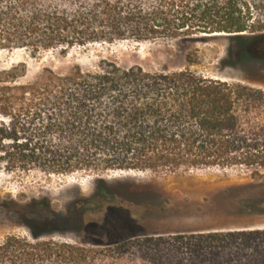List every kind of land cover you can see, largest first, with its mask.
Wrapping results in <instances>:
<instances>
[{
    "label": "trees",
    "instance_id": "trees-1",
    "mask_svg": "<svg viewBox=\"0 0 264 264\" xmlns=\"http://www.w3.org/2000/svg\"><path fill=\"white\" fill-rule=\"evenodd\" d=\"M214 40L225 45L218 67L239 78L192 70L198 54L191 48L187 66L172 71L109 59L44 68L33 78L24 64L0 70V172L217 170L264 178V90L254 86L264 70V0H0V51ZM105 178L93 181L91 206L98 207V192L124 186L116 181L135 180ZM27 213L28 235L0 240V264H264V228L95 245L55 238L80 231L83 220Z\"/></svg>",
    "mask_w": 264,
    "mask_h": 264
},
{
    "label": "rangeland",
    "instance_id": "rangeland-1",
    "mask_svg": "<svg viewBox=\"0 0 264 264\" xmlns=\"http://www.w3.org/2000/svg\"><path fill=\"white\" fill-rule=\"evenodd\" d=\"M198 54L192 70L213 75H240L218 67L224 57L221 40L134 42L95 44L68 50L42 51L30 55L24 50L0 51V70L24 64L28 78L44 68L65 71L79 65L92 68L99 60H113L123 66H140L146 70H179L187 66L184 55L188 49ZM261 81L254 84L264 90ZM104 173L67 177L44 176L39 173L3 174L0 172V240L15 235L25 237L27 212L36 211L43 219L58 221L83 220L86 227L55 238L85 244L107 245L128 238L153 234L198 233L213 230L264 228V178L217 170L149 172L142 174ZM124 180V186L112 195L98 192V207L87 201L93 181ZM112 186L113 183H110ZM40 205H32L31 200ZM32 205V206H31ZM243 214V215H241ZM34 216V215H33ZM35 217V216H34Z\"/></svg>",
    "mask_w": 264,
    "mask_h": 264
},
{
    "label": "water",
    "instance_id": "water-1",
    "mask_svg": "<svg viewBox=\"0 0 264 264\" xmlns=\"http://www.w3.org/2000/svg\"><path fill=\"white\" fill-rule=\"evenodd\" d=\"M96 178H99L98 176H95ZM102 177V176H101ZM116 182H118V183H121L122 185L124 184V183H122L121 181H116Z\"/></svg>",
    "mask_w": 264,
    "mask_h": 264
}]
</instances>
